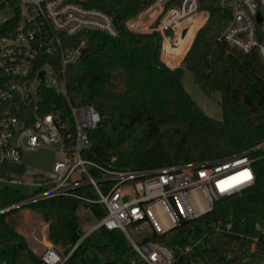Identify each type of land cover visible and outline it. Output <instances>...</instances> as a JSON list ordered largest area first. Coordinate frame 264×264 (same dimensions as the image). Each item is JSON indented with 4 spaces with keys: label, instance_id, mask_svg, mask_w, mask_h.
<instances>
[{
    "label": "trees",
    "instance_id": "1",
    "mask_svg": "<svg viewBox=\"0 0 264 264\" xmlns=\"http://www.w3.org/2000/svg\"><path fill=\"white\" fill-rule=\"evenodd\" d=\"M5 1L0 0V6ZM85 1L113 15L119 31L116 38L103 33L88 35L79 61L81 72L66 78L70 102L91 105L101 117L96 129L89 133L92 146L87 159L115 169L147 170L229 157L264 140V64L256 53L244 56L217 41L231 18L220 0H198L208 18L183 57V66L176 68L160 60L158 33L134 34L124 27L147 1ZM7 3L13 5L15 13L0 26V36L13 33L20 20L13 0ZM199 20L198 17L194 21L186 39H179L174 50L166 44L173 62L184 55L200 26ZM183 68L191 71L204 93L220 94V121L207 117L184 90ZM39 95L45 103L42 111L52 110L55 93L42 87ZM62 111L70 122L67 109L63 107ZM141 126L143 133L122 152L128 132ZM262 155L263 152L251 155L256 159L252 186L219 198L210 212L150 238L169 247L184 246L191 238H203L204 249L180 256L174 264H242L264 255V235L255 229L257 222H264ZM78 193L95 197L90 191ZM25 198L14 188H4L0 191V208ZM25 207L48 224L46 238L62 256L80 238L81 209L93 220L105 215L99 205L73 197H56ZM10 212L0 214V248L11 253L12 264H43L40 254L7 221ZM216 222H230L231 231H213L211 225ZM95 233L102 239L100 246L93 244ZM95 233L73 249L64 264H130L134 252L121 231L102 228ZM254 238L257 242L251 250ZM43 243L48 245L46 240Z\"/></svg>",
    "mask_w": 264,
    "mask_h": 264
},
{
    "label": "built area",
    "instance_id": "2",
    "mask_svg": "<svg viewBox=\"0 0 264 264\" xmlns=\"http://www.w3.org/2000/svg\"><path fill=\"white\" fill-rule=\"evenodd\" d=\"M142 1L147 3L124 27L134 34L158 33L163 63L172 61L166 44L174 50L199 17L200 26L190 39V47L208 18L198 0ZM13 3L20 12L19 24L13 33L1 36L10 43L0 47V191L19 185L31 186L34 191L24 200L0 208V214L56 197H73L105 210L100 219L85 217L80 238L67 255L62 256L46 245L40 253L43 264H64L73 249L102 228L123 233L134 252L130 264H174L180 256L204 249L203 238H191L188 244L175 247L150 238L210 212L219 198L252 186L256 159L251 155L263 152L264 157V140L229 157L147 170L115 169L87 159L92 146L89 133L96 129L101 117L91 105L70 102L66 78L68 71L79 63L88 35L118 36L114 16L85 0ZM220 5L230 11L231 18L217 41L244 56L256 53L264 64V0H220ZM46 68L56 78L49 84ZM40 72L44 73L43 80ZM42 87L55 93L60 107L52 102V110L42 111ZM63 107L70 122L63 115ZM38 149L58 154L59 160L49 171L22 163L24 153ZM79 190L90 191L94 199L79 194ZM196 191L200 192L203 205L197 200L191 202L189 196ZM153 207L163 211L164 222L167 220L169 225L161 228L151 212ZM211 227L224 233L232 228L230 222H216ZM255 229L264 235L259 222ZM256 242L254 238L251 250Z\"/></svg>",
    "mask_w": 264,
    "mask_h": 264
},
{
    "label": "rangeland",
    "instance_id": "3",
    "mask_svg": "<svg viewBox=\"0 0 264 264\" xmlns=\"http://www.w3.org/2000/svg\"><path fill=\"white\" fill-rule=\"evenodd\" d=\"M7 1H5L6 3L3 4V6H0V26L4 22L11 19L15 13L13 5L7 3ZM169 35L172 36L173 34L169 32ZM9 43H10L9 40H4L0 36V47L5 46ZM160 58H161V51H160ZM164 64H166L170 68L183 66L182 61L173 62L170 59L166 61V63ZM45 70L47 74L46 76L47 84L56 80V78L51 74L48 68H46ZM80 72H81V66L78 63L68 71V74L76 75L79 74ZM181 84L184 90L188 93V95L192 98V100L198 105L200 110L207 117L217 121H220L222 119V111L220 107L221 98L218 92H213L208 94L204 93L202 89L199 87V85L194 81L191 71L187 70L186 68H183ZM58 85L59 84L57 83L56 85H54V87L58 88ZM60 87H62V85H60ZM142 133H143L142 126L136 127L131 131H129L127 135L126 143L122 147L121 151L122 152L127 151L131 146L132 142L136 138H138ZM57 160H59V156L56 153V151L47 150V149H38L33 152L24 153L22 158V163L24 165L31 166L37 170L49 171L52 167V164ZM14 189L18 190L22 195L25 196L33 193L34 191V188L26 185L14 186ZM189 197L191 202L197 200L198 203H202L203 205V200L201 198V194L199 191L194 192V194H191ZM151 212L153 213L156 222L161 226V228H164L167 225H169V222L167 220L164 222L166 216L161 209H157L153 207L151 208ZM78 214L80 217V224L82 226L85 225L84 219L86 216H89V213L86 210L81 209L78 212ZM7 221L19 234H22L26 238L31 249H33V251L36 252L37 254H40L43 248L46 246V244L43 243L44 240L48 242V245H51L53 247V245L46 238L48 224L42 221L40 216L34 211H31L26 207L18 208L17 210L9 213L7 217ZM259 223L262 230L264 231V222H259ZM94 237L95 238L93 244L100 246L102 244L101 237L99 236L98 233H95ZM0 264H12L11 253L2 248H0ZM242 264H264V255L260 257L248 259L244 261Z\"/></svg>",
    "mask_w": 264,
    "mask_h": 264
},
{
    "label": "water",
    "instance_id": "4",
    "mask_svg": "<svg viewBox=\"0 0 264 264\" xmlns=\"http://www.w3.org/2000/svg\"><path fill=\"white\" fill-rule=\"evenodd\" d=\"M43 75H44L43 72H40V73H39V77H40L41 80H43ZM53 102H54V104H55L57 107H60V103H59V99H58V97L54 98Z\"/></svg>",
    "mask_w": 264,
    "mask_h": 264
},
{
    "label": "snow or ice",
    "instance_id": "5",
    "mask_svg": "<svg viewBox=\"0 0 264 264\" xmlns=\"http://www.w3.org/2000/svg\"><path fill=\"white\" fill-rule=\"evenodd\" d=\"M248 178L250 179V176Z\"/></svg>",
    "mask_w": 264,
    "mask_h": 264
}]
</instances>
